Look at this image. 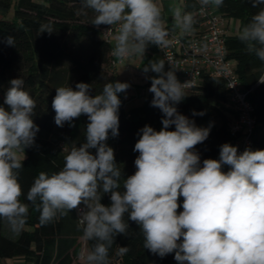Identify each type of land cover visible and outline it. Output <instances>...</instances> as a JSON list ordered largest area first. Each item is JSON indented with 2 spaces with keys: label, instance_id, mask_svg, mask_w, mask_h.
<instances>
[{
  "label": "clouds",
  "instance_id": "1",
  "mask_svg": "<svg viewBox=\"0 0 264 264\" xmlns=\"http://www.w3.org/2000/svg\"><path fill=\"white\" fill-rule=\"evenodd\" d=\"M248 2L259 10L242 25L238 39L248 54L264 62V0ZM198 3L201 8H220L224 0ZM82 7L94 13L95 27L117 28L112 55L118 60L143 57L150 44L162 48L170 43L156 0H82ZM168 11L175 28L195 31L194 12L182 10L176 0H169ZM53 31L50 24L40 28V33ZM4 42L15 45L12 36ZM176 69L164 58L143 67L151 80V106L163 114L162 128L145 125L139 130L133 149L139 153L136 171L127 178L107 140L119 135V94L130 85L108 82L96 95L91 94L92 85L83 82L75 90L57 87L52 100L55 124L72 126L74 119L86 115L85 140L80 146L72 144L60 171L35 176L27 202L20 199V154L34 146L39 131L33 121L36 101L23 79H12L4 94L7 108L0 106V220L10 231H22L30 208L39 212L42 226L75 210L83 238L92 242L86 264H110L115 237L128 235V220L139 226L145 249L161 258L174 253L177 264H264V150L246 148L240 153L237 146L224 143L219 159L201 161L195 147L208 138L211 125L198 127L178 112L176 105L185 98L189 81L179 82ZM150 71L156 75L147 76ZM258 82L264 83V74ZM204 114L192 111L193 116ZM172 126L174 130H169ZM105 194L110 196L109 205L101 203ZM119 251L125 254L129 249Z\"/></svg>",
  "mask_w": 264,
  "mask_h": 264
},
{
  "label": "trees",
  "instance_id": "2",
  "mask_svg": "<svg viewBox=\"0 0 264 264\" xmlns=\"http://www.w3.org/2000/svg\"><path fill=\"white\" fill-rule=\"evenodd\" d=\"M195 5V7H193ZM195 2L185 3V11L194 12ZM226 19L235 17L239 31L259 9L252 8L248 0H224L216 8ZM8 13L10 14L7 17ZM94 13L82 7V0H0V106H4V94L12 79L25 81L24 88L36 101L33 121L39 127L34 146L26 148L19 182L22 185V202L35 176L40 171L48 174L58 172L63 166V157L72 147L80 146L88 119L81 115L59 127L54 122L55 112L52 100L56 88L70 86L75 90L77 83L92 85L91 94L96 95L105 83L118 81L113 72L111 43L103 36V28L91 24ZM50 24L54 31L40 33L42 25ZM12 36L14 46L4 42ZM239 35L228 36L226 45L228 58L234 59V69L248 99L254 106L255 128L251 136V149L264 150V83L258 78L264 74V62L255 54H248L238 39ZM185 98L176 105L179 113L195 121L198 127H209L208 138L195 150L204 159H219L220 145L230 143L232 137L228 126L234 114L227 99L225 82L222 78L204 75L201 82L188 91ZM119 135L109 136L107 144L114 149L115 162L121 168L122 176L134 174V145L138 132L145 125L159 131L162 128V112L151 106L150 92L139 106L125 109L124 92L119 94ZM204 115H192V111ZM219 116L220 124H214ZM169 130H174L172 126ZM65 146L68 150H63ZM95 154V149L90 150ZM227 166H224V171ZM183 198L178 203L182 205ZM101 203L110 204L105 194ZM178 208V212L182 211ZM128 235L118 234L109 252L110 264H175L174 253L161 258L143 247L139 226L128 220ZM5 223L0 220V264H86L75 263L81 252L83 238L78 213L73 210L65 216H57L47 225L39 223V212L30 208L25 227L15 238L4 232ZM88 251L92 242L85 240ZM120 247L129 251L120 254Z\"/></svg>",
  "mask_w": 264,
  "mask_h": 264
},
{
  "label": "built area",
  "instance_id": "3",
  "mask_svg": "<svg viewBox=\"0 0 264 264\" xmlns=\"http://www.w3.org/2000/svg\"><path fill=\"white\" fill-rule=\"evenodd\" d=\"M187 2L196 4L195 31L184 33L166 28L170 43L166 47H158V51L162 58L171 59L177 68L175 75L179 82L189 81L185 91L198 85L204 75L224 80L227 99L234 114L228 131L232 137V145L237 146L238 152L242 153L251 147V136L255 128L254 106L247 97L249 90L243 89L228 58L227 19L214 7L201 8L198 0H184V4ZM109 28L107 25L103 28V36L110 42L109 37L117 33V28L113 26L107 31ZM113 47L112 45V49ZM111 56L114 65L122 61L114 58L112 50ZM168 69L166 62L165 70ZM227 170L228 166L225 171Z\"/></svg>",
  "mask_w": 264,
  "mask_h": 264
},
{
  "label": "crops",
  "instance_id": "4",
  "mask_svg": "<svg viewBox=\"0 0 264 264\" xmlns=\"http://www.w3.org/2000/svg\"><path fill=\"white\" fill-rule=\"evenodd\" d=\"M161 6L164 19L166 21V28H170L174 31H181L174 27V19L168 11L169 0H156ZM176 3L185 11L184 0H176ZM228 33V26H227ZM112 34L109 39L110 43L115 45V35ZM162 59L161 54L158 51V47L155 45H149L143 57L139 55L128 56L122 59V61L115 63L113 72L119 82H126L130 87L125 91L130 93V99L145 98L150 93L151 80L146 78L143 72V67L148 64L150 60ZM153 72L147 73V76H155ZM135 93V94H134Z\"/></svg>",
  "mask_w": 264,
  "mask_h": 264
},
{
  "label": "rangeland",
  "instance_id": "5",
  "mask_svg": "<svg viewBox=\"0 0 264 264\" xmlns=\"http://www.w3.org/2000/svg\"><path fill=\"white\" fill-rule=\"evenodd\" d=\"M9 16H10V14L8 13L7 17H9ZM227 24H228V35L229 36H234V35L240 34L239 27H238V20L235 17L227 18ZM229 61H230L231 66L235 69V67H236L235 62L236 61L234 59H229ZM124 96L126 99V103L124 105L125 109H131L132 107L139 106L142 104V102L144 100L143 98L130 99V97H129L130 93L129 92H124ZM214 124L215 125L220 124V118L217 115L214 117ZM62 149L66 150V151L68 150L65 146H63ZM24 156H25V153H24V155L20 154L21 159H23ZM4 232L12 238H15L16 234H17V233L11 232L6 224L4 225ZM80 241H81V252H80V255L78 256V258H76L75 263H77V261L86 262V256L89 253L88 248L86 246L85 239L80 238ZM114 264H116V263H114Z\"/></svg>",
  "mask_w": 264,
  "mask_h": 264
}]
</instances>
